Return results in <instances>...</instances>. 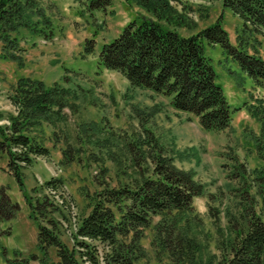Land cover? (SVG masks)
<instances>
[{"label":"rangeland","instance_id":"rangeland-1","mask_svg":"<svg viewBox=\"0 0 264 264\" xmlns=\"http://www.w3.org/2000/svg\"><path fill=\"white\" fill-rule=\"evenodd\" d=\"M89 1L37 0L53 34L42 37L36 33L43 26L36 16L32 24L7 33L17 37L22 60L0 59V127H8L16 114L8 97L19 78L58 88L64 92L65 105L59 121L43 123L31 134L49 154L31 156V164L21 169L23 191L8 166L7 152L0 149V185L19 205L17 216L1 224V230L10 228L11 234L0 236V264H4L3 249L9 259L14 258V251L23 258L38 255L37 223L58 233L72 247L93 196L104 188L150 176L153 163L149 154L170 159L201 188V195L193 200L191 219L202 252L197 264H218V246L231 236L227 215H237L236 195L247 190L246 194H257L258 184L263 186L256 178L264 179V89L220 46L204 43V55L232 109V121L221 132L203 130L194 116L175 111L169 98L131 87L123 76L98 63L102 45L118 37L129 22L152 15L136 0H112L105 9L91 11ZM167 3L176 12L169 27L178 34H197L222 15L223 28L230 43L236 45L241 22L222 9V0ZM90 39L94 47L86 53L85 40ZM247 43L246 50L264 61V37L253 35ZM153 143L160 149L152 150ZM67 150L73 161L65 158ZM51 180H60L58 189L46 185ZM24 197L31 202L37 222L30 218ZM158 221L155 218L143 233V256L135 264H171L155 241L153 226ZM90 243L99 257L107 251L105 245ZM49 251L57 261L54 250Z\"/></svg>","mask_w":264,"mask_h":264},{"label":"trees","instance_id":"trees-1","mask_svg":"<svg viewBox=\"0 0 264 264\" xmlns=\"http://www.w3.org/2000/svg\"><path fill=\"white\" fill-rule=\"evenodd\" d=\"M136 2L152 17H139L123 27L118 37L102 45L98 63L123 76L131 87L169 98L175 111L194 116L205 131L229 128L232 109L215 83L216 74L204 55V43L220 46L256 86L264 89V61L246 50L250 37H264V0H222V9L241 22L235 46L223 28L222 15L197 34L182 36L169 27L176 12L167 0ZM111 4L112 0H90L88 8L101 10ZM33 16L43 23L36 33L50 37V21L37 0H0V59L21 62L19 41L7 33L32 24ZM93 47V39L85 40L86 53L92 52ZM63 98L64 92L58 88H47L43 82L29 78H19L8 97L16 114L8 127H0V149L8 154V166L20 191L24 190L21 169L31 164V156L49 154L31 134L43 123L54 124L62 118ZM153 149L160 148L153 143ZM64 156L73 161L68 150ZM149 157L153 163L150 176L104 188L93 196L91 209L80 221L72 247L58 233L37 223L38 255L23 258L21 252L14 251V258L9 259L3 249L4 264H135L143 256V233L155 218L159 219L153 226L155 241L171 264H197L202 252L191 219L193 200L201 195V188L189 173L175 168L170 159L157 154ZM256 179L263 185L258 184L257 194H246L249 190L237 194V215H227L231 236L218 246V264H264V179ZM59 184L60 180L46 183L54 189ZM25 199L30 218L37 222L31 202ZM18 212V203L0 185V236L11 234L10 228L1 230V224L14 219ZM90 242L105 245L107 251L99 257ZM51 248L57 261L51 257Z\"/></svg>","mask_w":264,"mask_h":264},{"label":"crops","instance_id":"crops-1","mask_svg":"<svg viewBox=\"0 0 264 264\" xmlns=\"http://www.w3.org/2000/svg\"><path fill=\"white\" fill-rule=\"evenodd\" d=\"M229 36V35H228ZM230 39V38H229Z\"/></svg>","mask_w":264,"mask_h":264}]
</instances>
